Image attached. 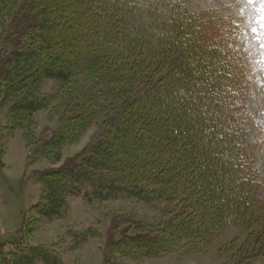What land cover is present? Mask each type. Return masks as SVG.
<instances>
[{
    "label": "rangeland",
    "instance_id": "obj_1",
    "mask_svg": "<svg viewBox=\"0 0 264 264\" xmlns=\"http://www.w3.org/2000/svg\"><path fill=\"white\" fill-rule=\"evenodd\" d=\"M105 1L108 0H78L75 9L70 7L65 14L51 13L58 26L56 31L72 37L65 40L67 48H71V51L67 54L59 48L58 54L62 53L68 60L69 57L72 59L75 56H82L85 47L89 45L99 48L100 45L97 46L95 37L92 36L98 31L92 29L90 18L99 22L102 34V29L106 28L110 29V32L116 30L126 33L127 29L134 31L138 27H149L152 24V30H156L159 26L154 23L157 19L159 21L157 11L164 12L159 5L157 9L155 8L154 1H148L147 6L140 9V14H137V10L119 14L115 6L106 5ZM134 1L136 0H131ZM34 2L35 0H16L15 4H8L5 13L0 14V256L7 257L21 247L46 250L54 255L53 264L256 262L252 261V258L260 251L264 252V215L263 219L253 218L244 227H231L219 234H213L209 241L203 243L167 237L165 240L169 248L168 254L146 256V252L139 249L140 247L147 249L148 246L139 244V240L144 241L145 237L159 235L164 237L162 223L170 221L173 215V205L164 202L165 193L161 199L154 195L146 202L124 197L98 202L87 201L82 194L73 191L65 196V205L58 216L47 218L39 214V209L46 202L42 178H45L46 174L58 172L67 162H70V165H82L94 144L104 139V135L129 130L131 138L141 136L143 147L138 149L137 158L123 154L115 157L117 161L123 159L122 162L129 161L141 167L145 166L144 162L150 156V148L144 144L151 139L150 132L152 133L147 128V123L159 114V108L153 107V103L150 104L151 97L141 89L137 91L135 97L138 101H133L130 106L124 99L120 101L119 98H115L116 93L108 94L107 87L110 82L99 81L96 84L97 89L91 88V84H95L98 78L87 73L77 76L69 85L41 79L31 94L22 91L8 96V90L5 89L7 83L3 78L7 68L6 62L16 50L31 48L30 37L35 33L29 24L24 25L21 21L18 23L14 15L27 12L35 15L30 7ZM179 2L186 5L187 11L200 17L201 26L198 30L201 34V50L207 52V60L223 66L221 84L233 85V92L229 95L226 93L229 109L221 110L222 114L230 117L236 104H243L238 111L236 110V122L241 134V149L247 159V168L251 176L249 183L254 189L253 200L256 204L254 208L255 211H259L260 208H264V0H252L251 3L248 0ZM34 4L37 9L38 3ZM28 21L30 22L25 20V23ZM16 22L18 29L14 25ZM49 58L48 55L39 58L38 65H45ZM133 59L135 62L128 65V69L140 68L145 71L149 67L148 71H151L160 66L157 64L158 60L146 67L145 64H137L139 61L137 58ZM21 68L24 70L12 72L14 85L27 75L25 67ZM30 73L32 74V71ZM115 83L119 84L116 85L119 89L121 80ZM80 91L95 97L92 103H88L90 106L84 104L85 107L88 106L84 107L86 113L93 108H96L97 112L94 118V115L89 118L88 126H79L80 122L76 120L83 114L80 112L82 109ZM22 98L41 100L42 109L24 113L11 110ZM145 99L148 101H144ZM93 103L95 107L92 106ZM136 107L143 108V117L133 118L132 114ZM145 107L149 108L150 114ZM125 115L131 118L124 121ZM146 115L151 118H146ZM66 121L69 127L66 128L67 132L65 129L62 132L63 122ZM138 126L141 128L138 129ZM59 132L64 135L65 140L57 149H53L48 143L53 141ZM96 174L104 176L102 173H93ZM145 180H148L149 184L153 183L150 175H146ZM145 185L148 189L151 188L148 184ZM155 185L153 186L155 193L164 192ZM132 239H138V244L127 243V240ZM120 242L122 244H119ZM35 264L47 263L37 260Z\"/></svg>",
    "mask_w": 264,
    "mask_h": 264
},
{
    "label": "trees",
    "instance_id": "obj_2",
    "mask_svg": "<svg viewBox=\"0 0 264 264\" xmlns=\"http://www.w3.org/2000/svg\"><path fill=\"white\" fill-rule=\"evenodd\" d=\"M73 1L35 0L34 3H38L37 9L33 6L34 3L30 6L35 15L30 12L14 15L18 23L21 21L24 25L29 24L35 33L30 37L31 48L16 50L6 62L3 78L7 83L5 89L8 90V96L22 91L31 94L41 79L69 85L74 78L87 73L98 78L95 84H91V88L97 89L99 81L110 82L108 94L116 93L115 98L120 101L124 99L130 106L133 101H138L135 97L139 89L146 91L148 97L153 99H150V104L159 108V114L147 123V128L152 133L150 132L151 139L144 144L150 148L145 166L122 162L123 159L117 161L115 157L123 154L137 158L138 149L143 147L141 136L131 138L129 130L104 135V139L94 144L82 165H70L67 162L58 172L46 174L42 178L46 202L39 209V214L47 218L58 216L65 205V196L73 191L82 194L87 201L98 202L118 197L146 202L154 195L161 199L165 193L164 202L173 205V215L170 221L162 223L164 237L159 235L139 240V244L148 246L147 249L140 247L139 250L145 251L146 256L150 257L169 253L165 240L167 237L203 243L209 241L213 234H219L227 228L244 227L253 218L263 219L264 208H260L263 209L261 212L254 208V189L249 183L251 176L247 159L240 145L241 134L237 127L236 110L243 104H236L230 117L221 112L229 109L226 95L233 92V85L221 84L223 66L207 60V52L201 50V34L198 30L201 26L200 17L187 11L186 5L181 4L180 0H108L105 4L115 6L119 14L133 10L140 14V9L145 8L148 1H154L155 8L159 5L164 12L156 10L159 18V21L157 19L154 22L159 24L156 30H152V24L150 28L143 26L134 31L127 29L126 33L116 30L110 32L106 28L102 29V34L99 22L90 18L92 29L98 31L92 36L95 37L97 46L100 45L99 48L89 45L85 47L82 56L66 60L65 55L57 53V49L61 48L63 52L69 53L71 48H67L65 40L72 37L56 31L58 26L51 13L65 14L68 8L75 9L78 0L75 3ZM15 2L16 0H0V14L7 11L8 4ZM25 20L30 22L25 23ZM17 22L14 24L16 29L19 28ZM45 55L50 57L48 61L45 65H38V59ZM134 57L139 60V65L145 64L148 67L158 60L157 64L160 66L151 71H148L149 67L145 71L140 68L128 69V65L134 64ZM20 66L25 67L27 75L14 85L12 72L23 71L24 68ZM119 80L121 84L117 89L116 85L119 84L115 82ZM80 94V112L83 114H79L80 117L76 120L80 122L79 126H88L89 118L92 115L94 118L97 112L93 108L86 113L85 108L90 106L88 103H92L95 97L82 91ZM27 99L22 98L11 110L24 113L42 109L41 100ZM84 104L88 106L85 107ZM145 108L150 114L149 108ZM142 110L143 108L136 107L133 118L142 116ZM145 117L151 118L149 115ZM129 118L131 117L125 115L123 120L127 121ZM68 127L67 121L63 122L61 131L65 129L67 132ZM131 131L133 132L132 128ZM64 140V135L59 132L48 144L57 149ZM94 172L104 176L93 175ZM146 175H150L153 183L149 184L145 180ZM145 184L151 188L148 189ZM154 185L164 192L155 193ZM137 240H127V243L138 244ZM256 255L252 258L256 262L252 264H264V252L260 251ZM52 258L54 255L44 249L19 247L7 257L0 256V264H35L37 260L53 264Z\"/></svg>",
    "mask_w": 264,
    "mask_h": 264
},
{
    "label": "snow or ice",
    "instance_id": "obj_3",
    "mask_svg": "<svg viewBox=\"0 0 264 264\" xmlns=\"http://www.w3.org/2000/svg\"><path fill=\"white\" fill-rule=\"evenodd\" d=\"M248 2H249V3H251V2H252V0H248Z\"/></svg>",
    "mask_w": 264,
    "mask_h": 264
}]
</instances>
